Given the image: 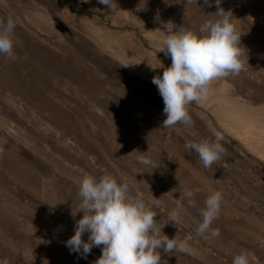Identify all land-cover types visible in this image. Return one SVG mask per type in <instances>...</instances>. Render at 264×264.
I'll return each mask as SVG.
<instances>
[{
	"label": "rangeland",
	"instance_id": "1",
	"mask_svg": "<svg viewBox=\"0 0 264 264\" xmlns=\"http://www.w3.org/2000/svg\"><path fill=\"white\" fill-rule=\"evenodd\" d=\"M211 3L116 0L110 11L98 0H0V20L16 23L13 56L0 55V264H94L103 246L84 258L65 244L83 216L72 211L85 173L123 177L133 195L159 199L153 211L160 225L184 189H200L194 206L184 201L179 225L162 228L186 240L188 251L161 249V264H232L240 253L264 264V157L218 109L221 99L235 97L264 114V0H221L241 34L244 67L189 106L191 126L162 128L164 103L152 83L171 65L153 32L162 27L157 15L174 31H197L219 19ZM214 132L227 154L206 169L185 145L214 139ZM148 152L155 167L138 162ZM217 191L212 228L220 234L204 239L195 229Z\"/></svg>",
	"mask_w": 264,
	"mask_h": 264
},
{
	"label": "clouds",
	"instance_id": "2",
	"mask_svg": "<svg viewBox=\"0 0 264 264\" xmlns=\"http://www.w3.org/2000/svg\"><path fill=\"white\" fill-rule=\"evenodd\" d=\"M98 2L110 11L118 8L116 0ZM187 3L197 4V0H187ZM220 3L221 0H215L218 10L214 14L219 19H206L197 31L182 27L174 31L176 25L172 21H160L158 15L155 18L162 26L153 31L159 36V52L171 58V65L164 69L162 76L152 79L164 103L166 119L162 128L177 124L191 126L189 106L205 102L215 81L238 75L244 67L241 34L230 22L231 12L226 13ZM204 4L212 6L211 0H204ZM15 28L11 17L0 20V55L13 56ZM213 136L214 139L202 138L198 143L185 145L186 150L198 154L206 169L217 165L227 154L221 133L214 132ZM148 156L149 152L141 153L138 162L155 167ZM199 191V188L184 189L176 199L177 207L169 211L167 222L160 225L157 212L153 211V207H160L159 199L146 202L141 196L133 195L123 177L118 181L111 174L94 177L85 173L78 185L80 203L72 211L73 217L77 212H83V216L75 222V233L65 244L70 252L81 253L84 258L94 246H103L94 264H161V249L168 254L188 251L186 240H179L177 235L169 238L162 228L169 222L179 225L184 201L188 207L194 206L193 198ZM221 200L218 191L207 196L200 211L202 221L195 229L197 236L204 239L219 236V230L212 228V224L218 219ZM85 232L89 234L87 241L82 239ZM232 264H249L248 256L240 253L234 256Z\"/></svg>",
	"mask_w": 264,
	"mask_h": 264
},
{
	"label": "bare ground",
	"instance_id": "3",
	"mask_svg": "<svg viewBox=\"0 0 264 264\" xmlns=\"http://www.w3.org/2000/svg\"><path fill=\"white\" fill-rule=\"evenodd\" d=\"M222 90H224V88ZM219 102L220 105L218 109L221 113V120L225 121L228 124H226L227 126H230L233 130L240 133L242 137H245V141L251 143L255 152L264 157V114L253 110L254 108L251 109L252 107L250 108L241 104L239 99L235 97L226 101L221 99Z\"/></svg>",
	"mask_w": 264,
	"mask_h": 264
}]
</instances>
